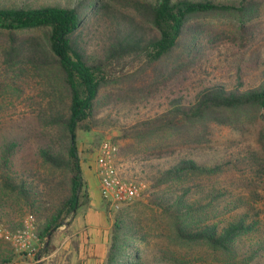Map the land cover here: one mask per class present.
<instances>
[{
	"label": "trees",
	"instance_id": "trees-1",
	"mask_svg": "<svg viewBox=\"0 0 264 264\" xmlns=\"http://www.w3.org/2000/svg\"><path fill=\"white\" fill-rule=\"evenodd\" d=\"M88 11L61 5L0 6V36L6 38L0 50L3 63L12 71H25L29 67L44 73L49 87L45 105H39L38 114L27 129L28 137L18 135L0 149V205L38 215L43 220L38 232L42 246L50 245L47 238L60 227L72 225L78 210L86 203L88 186L77 131H91L98 125L97 105L100 92L110 81L109 69L125 66L132 57L142 69L151 71L144 74L138 87L119 94L120 100L146 101L156 93L176 97L186 90L185 98H173L163 112L128 129L140 147L141 160L175 159L167 166H141L137 175L150 178L153 188L162 191L153 203L164 213L175 216L173 230L179 243L204 242L214 248H227L237 233L247 230L244 222H229L221 228L199 224L204 205L200 202L187 205L183 196L176 194L197 178L223 172L226 167L222 164L234 163L209 167L196 159L194 149L203 146V141L210 145L209 127L205 124L219 112L264 109V85L245 88L241 78L235 80L234 86L224 79L207 83L199 78L192 80L186 73L196 65L195 57L178 50L190 33L193 19L235 14L241 20L236 27L241 35L242 26L257 17L258 7L246 0L238 5L216 0H156L140 4L139 12L147 17L151 30L145 28L143 21L138 26L130 19V26L116 25L110 29L105 42L93 54L89 53ZM39 30L43 35L26 34ZM184 79L188 85L181 88ZM198 124H204V134L193 133ZM28 141H40L37 155L30 160L22 157ZM167 191L172 194L167 196ZM129 215L124 217L119 212L115 216L104 264H140L139 254L131 249L135 238L132 229L139 220L133 222ZM41 255L37 253V257ZM12 260L10 245L0 240V264Z\"/></svg>",
	"mask_w": 264,
	"mask_h": 264
},
{
	"label": "rangeland",
	"instance_id": "rangeland-1",
	"mask_svg": "<svg viewBox=\"0 0 264 264\" xmlns=\"http://www.w3.org/2000/svg\"><path fill=\"white\" fill-rule=\"evenodd\" d=\"M155 1L0 0V6L61 5L89 10V53L93 54L105 42L110 29L116 25L128 27L130 19L133 20L132 24L138 26H141L138 22L143 21L145 28L151 30L147 17H142L139 12V5ZM216 1L238 5L242 0ZM246 2L256 5L259 11L256 18L242 26L241 35L236 31L241 20L235 14L202 15L192 20L190 33L178 50L195 57L196 65L186 73L192 80L199 78L207 83L209 80L224 79L234 86L235 80L241 78L245 88L264 85V0ZM26 34L41 36L43 32L30 31ZM5 40L0 36V50ZM28 68L25 71H12L0 58V149L18 135L28 137L27 129L35 120L39 105H45L49 92L46 75ZM150 71L142 69L137 59L132 57L125 66L116 65L109 69L110 81L100 92L97 105L95 118L98 125L91 131H77L84 170L97 186H87L86 203L78 210V216L71 226H62L47 238L49 246H42L39 239L33 242L36 252L42 254L36 264L105 263L111 243L112 224L119 212L111 217L100 194L95 173V152L102 141L110 140L118 146V162L126 170L125 175L139 174L141 166H167L174 162L173 157L141 160L140 147L129 135L128 129L138 121L163 112L173 98H185L186 90L177 93L176 97L156 93L150 100H138L135 103L119 98V94L121 96L127 89L138 87L144 74ZM187 85V79H184L180 87ZM205 125L209 127L210 145L203 141V146L194 149L196 159L209 167L234 163L222 164L226 167L223 172L217 171L209 177L197 178L175 194L183 196L187 205L192 202L204 205L199 224H214L221 228L229 222L242 220L247 230L237 233L225 249L214 248L204 242L179 243L173 230L175 216L164 213L153 203L155 197L162 195V191L157 192L153 188L150 178L141 177L147 182V189L131 206L120 212L124 217L130 213L133 222L139 220L132 229L135 238L131 241V249L139 254L140 264H264V109L219 112L215 119L210 118V122ZM205 130L204 124H198L193 133L204 134ZM39 144L40 141H28L23 147L22 157L26 160L34 158ZM186 189H189L187 194ZM166 194L169 196L172 191ZM99 201L101 207L97 209L94 204ZM88 202L89 233L79 239L78 230L82 227V215L87 211ZM27 214L36 217L38 235L43 223L38 215L26 209L0 205V221L11 228H19ZM10 247L13 260L22 258L12 245ZM24 261L35 264L32 260Z\"/></svg>",
	"mask_w": 264,
	"mask_h": 264
},
{
	"label": "built area",
	"instance_id": "built-area-1",
	"mask_svg": "<svg viewBox=\"0 0 264 264\" xmlns=\"http://www.w3.org/2000/svg\"><path fill=\"white\" fill-rule=\"evenodd\" d=\"M95 173L99 180L102 200L108 213L114 217L124 208L131 206L147 189V182L139 176L125 175L123 165L118 162V146L110 140H104L96 149ZM36 217L27 214L19 228H11L0 221V238L12 245L16 252L26 260L38 263L33 242L38 239Z\"/></svg>",
	"mask_w": 264,
	"mask_h": 264
},
{
	"label": "crops",
	"instance_id": "crops-1",
	"mask_svg": "<svg viewBox=\"0 0 264 264\" xmlns=\"http://www.w3.org/2000/svg\"><path fill=\"white\" fill-rule=\"evenodd\" d=\"M82 169H83L84 177H85V179H86V181L88 183V188H89V185L92 186L93 188H96L97 183L96 182L94 183V180L92 181V179L89 177V174L86 173V171L84 170V165L83 164H82ZM94 205H95V207H97V209L98 208L100 209V207H101L100 201L95 203ZM92 214L93 213H91V215ZM98 214L100 215V213H98ZM77 216H78V214H77ZM82 216H83L82 227H80L79 230H78L79 239H82L83 236L86 237V235L89 233V202H88L87 211H85ZM79 224H81V221H79ZM9 264H31V263L22 260V258H19V259L12 260V262H10Z\"/></svg>",
	"mask_w": 264,
	"mask_h": 264
}]
</instances>
